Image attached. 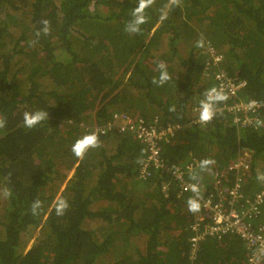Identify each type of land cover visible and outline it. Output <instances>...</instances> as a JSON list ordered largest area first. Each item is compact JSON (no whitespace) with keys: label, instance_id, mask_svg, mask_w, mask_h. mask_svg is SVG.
<instances>
[{"label":"trees","instance_id":"obj_1","mask_svg":"<svg viewBox=\"0 0 264 264\" xmlns=\"http://www.w3.org/2000/svg\"><path fill=\"white\" fill-rule=\"evenodd\" d=\"M136 3L0 0V115L6 117L0 129V264H160L158 255L164 264H188L190 211L168 177H137L144 155L139 140L98 133L100 146L83 159L71 151L114 111L179 124L161 143L167 162L211 158L210 172L228 164L237 146L248 149L244 192L264 190L257 179L264 173V0H181L171 7L169 0H155L137 35L124 30ZM208 44L222 54L226 72L245 80L241 98L261 104L255 128L238 134L223 112L207 124L192 123L193 107L213 85L206 74ZM160 61L171 78L157 86L151 80ZM35 110L48 111V120L27 129L23 113ZM60 196L69 202L62 216L54 207ZM36 199L43 206L33 215ZM259 212L264 223V199ZM36 229L39 236L25 250ZM40 241H48L47 263ZM221 244L223 237L207 238L195 261L204 264L200 258L209 259Z\"/></svg>","mask_w":264,"mask_h":264},{"label":"built area","instance_id":"obj_2","mask_svg":"<svg viewBox=\"0 0 264 264\" xmlns=\"http://www.w3.org/2000/svg\"><path fill=\"white\" fill-rule=\"evenodd\" d=\"M205 52L209 58L206 74L211 76L213 84L206 91L216 88L228 96L226 101L215 105L216 113H225L238 134L242 130L255 128L261 119V104L249 109V101L255 99H243L239 95L246 84L245 80L230 75L220 66L222 54L211 44L205 46ZM192 110L195 114L192 123L205 124L199 121L200 103ZM90 127L91 132L129 133L139 140L144 146V155L138 162L137 177H168L176 188V195L185 201L187 209V200L194 196L191 186L198 184L200 207L197 212H190L187 224L188 264L196 260L201 242L213 237L221 239L229 234L235 235L249 251L244 264H264V223L252 222L260 213L264 190H257L252 196L244 192L251 162L248 149L237 146L234 158L223 168L211 170L212 179L206 183L199 178H191L200 169L201 158L191 157L183 163H169L161 155V143L180 128L177 123L164 124L157 116L149 119L142 115L114 111L104 123H94Z\"/></svg>","mask_w":264,"mask_h":264},{"label":"clouds","instance_id":"obj_3","mask_svg":"<svg viewBox=\"0 0 264 264\" xmlns=\"http://www.w3.org/2000/svg\"><path fill=\"white\" fill-rule=\"evenodd\" d=\"M155 0H137L136 6L130 12V19L126 22L124 30L129 34H140L141 25L147 22L146 9L150 8L154 4ZM181 0H169L168 7L178 6ZM167 18V12H163L160 20L163 21ZM43 25L42 31L44 34H47L50 28L49 21L47 19L41 20ZM37 36L40 35L38 31ZM203 44L202 39L197 41V46L201 47ZM159 75L158 77H153L151 82L157 86H162L166 83L171 77L167 71V66L163 61L158 62L157 64ZM228 99V96L225 95L222 91H219L216 88H212L204 93V98L200 101V112H199V121L201 123L210 122L216 115L215 105L221 102H224ZM259 106V102L251 100L248 103L249 109H254ZM174 111V107L169 109ZM23 126L27 129H32L40 124L45 119L48 120V111L45 110H35V111H25L23 113ZM6 126V117L0 115V129H4ZM100 146L99 136L96 131L88 132L77 138L72 146V153L79 159H83L84 155L89 149L98 148ZM196 157V156H194ZM189 160V159H187ZM185 160L184 162H186ZM175 163V162H169ZM183 163V162H179ZM215 161L211 158L202 159L199 163L200 170H208ZM166 177V176H165ZM193 180H196L197 175L191 177ZM257 179L264 181V173H258ZM191 191L194 193L193 197H190L187 200V206L185 208L190 212H197L199 210V197H200V188L198 184H192ZM6 196L9 195L7 191L4 193ZM42 201L36 199L32 202L30 208L33 215H37L39 210L42 208ZM55 211L58 216H62L65 211L69 208V202L63 196L58 197L54 203ZM191 214V213H190ZM244 264V263H243Z\"/></svg>","mask_w":264,"mask_h":264},{"label":"rangeland","instance_id":"obj_4","mask_svg":"<svg viewBox=\"0 0 264 264\" xmlns=\"http://www.w3.org/2000/svg\"><path fill=\"white\" fill-rule=\"evenodd\" d=\"M96 6L97 5L95 3H93L92 6H91V10L95 9ZM103 8H104V6H102V5L98 6L99 10H102ZM248 176H249V174H248ZM258 218H259V216L257 218H255V219H253L252 222L254 224L261 223V221ZM39 234H40V231L38 229H36L34 231L33 237L30 238L28 243L25 245V250L31 245L32 242H34V238L38 237ZM229 237L230 238H237L235 235H232V234H229ZM38 243L41 244V247L43 249L42 258H45L44 259V263H47L48 253L47 252L45 253V249H46V246L48 245V241H45V242L40 241ZM163 251L164 250H161V251L158 250V254L160 252H163ZM248 252L249 251L247 249L246 250L243 249V244L238 239V241H236V243H235L234 250H229L228 248L225 247L224 244H221L220 247H217L214 250L213 254L206 255V256H209V259L205 258L206 260L204 261L203 258H200V260L204 264H209V262H210V264H214L210 260V258H217V263H215V264H239L241 261H243V263L245 262V260L247 258V255H248ZM158 258H159L160 264H164V258H160L159 255H158ZM193 264H199L198 260L195 261Z\"/></svg>","mask_w":264,"mask_h":264},{"label":"crops","instance_id":"obj_5","mask_svg":"<svg viewBox=\"0 0 264 264\" xmlns=\"http://www.w3.org/2000/svg\"><path fill=\"white\" fill-rule=\"evenodd\" d=\"M136 115H141V114H136ZM207 124V123H206ZM201 125H204V124H201ZM164 143V142H163ZM162 143V144H163ZM189 158V157H188ZM187 158V159H188ZM251 165V164H250ZM250 173V168H249V171H248V174ZM195 175H197V177L201 180H203L204 182L208 183L211 179H212V175H211V171L209 172V170H197ZM174 187V186H173ZM175 188V187H174ZM257 191V190H256ZM223 240L225 241V247L228 248V249H231V250H234V246H235V243L236 241H238L237 238H230L229 235L228 236H225L223 238ZM243 244V243H242ZM243 249H245V246L243 244ZM246 250V249H245ZM210 254V252H209ZM239 264H243V261H241Z\"/></svg>","mask_w":264,"mask_h":264}]
</instances>
